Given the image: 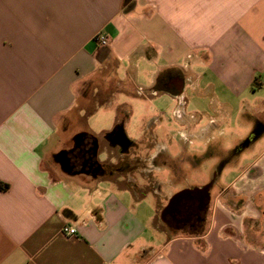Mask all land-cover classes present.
<instances>
[{"label": "crops", "instance_id": "1", "mask_svg": "<svg viewBox=\"0 0 264 264\" xmlns=\"http://www.w3.org/2000/svg\"><path fill=\"white\" fill-rule=\"evenodd\" d=\"M249 129L242 151L262 149L230 151ZM83 135L100 164L141 165L139 183L65 173L57 157ZM205 147L229 154L208 183L145 202ZM204 188L196 228L161 219L176 194ZM0 264H264V0H0Z\"/></svg>", "mask_w": 264, "mask_h": 264}, {"label": "rangeland", "instance_id": "2", "mask_svg": "<svg viewBox=\"0 0 264 264\" xmlns=\"http://www.w3.org/2000/svg\"><path fill=\"white\" fill-rule=\"evenodd\" d=\"M189 111H195V110L191 106ZM236 119H238L237 120L238 123L242 124V127H241L242 129H245L247 127V126L245 127V125H247L246 121L242 120L243 116L237 115ZM167 120L170 122V124H171V122L172 123L174 122L172 120V118H171V120H170V118H168ZM235 123L236 122H234V125H235ZM174 128H175L174 132L182 130L178 126L177 127L174 126ZM251 132H253L251 129H249V131H243V130L239 131V134H246V137H244L245 139L242 138V139L238 140V142L236 144L231 145L230 147H227V148H230V151H231V148L237 147L235 150H236V153L240 152L239 156L241 154H243L245 151L246 152L244 154H245V156H248V157H251L252 155L256 154L257 152H259L262 149V147H263L262 143L259 146H251V148L249 150L246 149L245 151H242V150H244V147H246L248 144V141H249L248 139H249ZM160 141H161V139H160ZM248 146H249V144H248ZM225 148H226V146H225ZM198 153L199 154L204 153L203 158H202L203 161L201 164H199V166H197L196 168H193L192 166H190L191 164L188 161L187 162L186 161L185 162H183V161L178 162V165L176 166L177 168H174V170H175L174 175L175 176H172V177L170 176V178L168 177L169 178V180H168V178H167L168 175L167 174L164 175L165 177L159 185L160 188L158 189L159 192L156 195L157 197L152 195V194H149L147 196L145 202L152 205L153 203L155 204L156 200L158 199L159 201H161L162 204H164L165 198H167L169 195V192H166V190H169L171 187H174V188L175 187H185L188 185L189 186L190 185L200 186V185H204L205 183H208L211 180V176H212V170L211 169H212V167L216 168V166L219 164V170H220V168L223 164L222 160L224 159V157H228V155H229V154L228 155H221V156L219 155V161H217L215 159V157L209 156L210 151L208 152L207 147L200 148ZM106 155H107L106 153H102L99 156V159L101 161L105 160ZM247 162L248 161L244 158L243 160L242 159L237 160V162H234L233 165L231 163V165L228 167V169L225 171V173L217 179L216 188H218V187L220 188V187L228 184L232 180V178L235 176L238 168H240L241 169L240 171H242L243 167L247 164ZM156 165H157V163H156ZM135 166L137 167L138 165H136V163H134V166H132L131 168L134 167L133 169H135ZM140 168L142 169V167H140ZM135 173L133 172L132 178L138 182L139 177L135 176ZM150 174L153 175L152 173H148L147 175H150ZM216 188H215L214 192H216ZM159 222L161 225V229H163V230L166 229V225L163 224V222L161 220ZM192 231H193V233L194 232L196 233V232H200V229H197V231L196 230L195 231L192 230ZM192 231L187 229L185 232L191 233ZM180 232L181 231H175L176 234H180Z\"/></svg>", "mask_w": 264, "mask_h": 264}, {"label": "flooded vegetation", "instance_id": "3", "mask_svg": "<svg viewBox=\"0 0 264 264\" xmlns=\"http://www.w3.org/2000/svg\"><path fill=\"white\" fill-rule=\"evenodd\" d=\"M177 80V77L171 78L168 85L173 86ZM78 142H80L79 145L73 147L67 153L74 176L89 177L97 180L114 175V169H110L98 162L99 143L95 139L83 135ZM205 216L206 209L201 203V197L193 195L191 200L182 201L176 210L170 212L164 219L172 229H179L187 225H193L191 227L196 228L199 223L204 221Z\"/></svg>", "mask_w": 264, "mask_h": 264}, {"label": "water", "instance_id": "4", "mask_svg": "<svg viewBox=\"0 0 264 264\" xmlns=\"http://www.w3.org/2000/svg\"><path fill=\"white\" fill-rule=\"evenodd\" d=\"M57 161L60 163L63 171L67 174H73V168L70 165V161L67 158V153H62L57 157ZM208 188H204V189H198V190H194V191H190V190H184L178 194H176L174 197H172L169 200V203L167 205V207L165 208V210L162 212L161 215V219L163 220L170 212H172L173 210H176V208L179 206V204L182 201H187V200H191L193 195H197L201 197V203L203 205V207L205 208V204L203 203L204 200H207L208 197Z\"/></svg>", "mask_w": 264, "mask_h": 264}, {"label": "built area", "instance_id": "5", "mask_svg": "<svg viewBox=\"0 0 264 264\" xmlns=\"http://www.w3.org/2000/svg\"><path fill=\"white\" fill-rule=\"evenodd\" d=\"M96 44L98 46L99 49H104V48H108L110 45V39L108 36H106L105 34H100L97 39H96ZM179 107L176 109V111L173 112V116L177 119V120H182L183 116L185 114L184 112V102L181 100L179 101ZM194 117L191 116V119H193ZM182 139H187L186 136H184V134H181L180 136ZM186 137V138H185ZM188 141V140H187ZM189 142V141H188ZM77 233L76 228L73 227H69V226H64L63 227V234L66 236H75Z\"/></svg>", "mask_w": 264, "mask_h": 264}, {"label": "trees", "instance_id": "6", "mask_svg": "<svg viewBox=\"0 0 264 264\" xmlns=\"http://www.w3.org/2000/svg\"><path fill=\"white\" fill-rule=\"evenodd\" d=\"M123 115H124V112L122 113ZM122 120L119 122V124L115 127V129H114V131L112 132V133H110V134H108L107 135V138H112L113 137V134H115L116 132H118V131H120L121 129H122ZM252 137L254 138L255 136H254V133H253V135L251 136V140H252ZM249 141H250V139H249ZM138 166H141V165H138ZM136 167L135 169H132L131 170V168L130 169H125V167H123V168H118V169H116L118 172L120 171V172H133L134 170H139V167ZM115 170V171H116Z\"/></svg>", "mask_w": 264, "mask_h": 264}]
</instances>
